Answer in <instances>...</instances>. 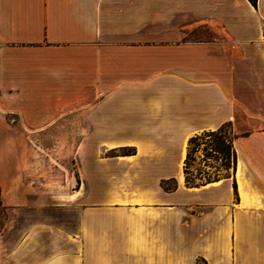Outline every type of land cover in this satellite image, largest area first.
Returning a JSON list of instances; mask_svg holds the SVG:
<instances>
[{
	"label": "crops",
	"instance_id": "crops-1",
	"mask_svg": "<svg viewBox=\"0 0 264 264\" xmlns=\"http://www.w3.org/2000/svg\"><path fill=\"white\" fill-rule=\"evenodd\" d=\"M225 124L233 174L188 185ZM55 127L109 139L69 202L7 194L0 264H264V0H0V135Z\"/></svg>",
	"mask_w": 264,
	"mask_h": 264
},
{
	"label": "rangeland",
	"instance_id": "rangeland-1",
	"mask_svg": "<svg viewBox=\"0 0 264 264\" xmlns=\"http://www.w3.org/2000/svg\"><path fill=\"white\" fill-rule=\"evenodd\" d=\"M62 130L55 127L48 133L37 135H0V175L3 176L0 181V238L10 219L11 205L7 194L13 197L10 200L23 197V192H27L24 201L69 202L72 197L62 196L75 193L82 187L80 156L96 153L100 144L109 139V136L61 133ZM196 136L197 140L191 145V138L189 140L183 165L186 183L199 185L231 176L235 166L233 152L229 148L231 134L228 127L221 133H211L210 130ZM220 147L228 148V152H221ZM133 150L123 147L114 152L102 150L100 153L103 156L130 154ZM189 150L192 151L188 158ZM164 185L165 189L171 190L176 187V181H165Z\"/></svg>",
	"mask_w": 264,
	"mask_h": 264
},
{
	"label": "trees",
	"instance_id": "trees-1",
	"mask_svg": "<svg viewBox=\"0 0 264 264\" xmlns=\"http://www.w3.org/2000/svg\"><path fill=\"white\" fill-rule=\"evenodd\" d=\"M252 3H253V5L254 6H257V3H258V0H250ZM225 127H228V129H229V134H231V139L230 140H228V142H229V148H231V151L233 152L232 154H233V161H234V166H236V152H235V150H234V148H233V135H232V131H231V125L230 124H225V125H223L220 129H218V130H216V131H211V133H221L222 131H223V129L225 128ZM197 138H198V136H195V137H192L191 138V140H190V145L193 143V142H195L196 140H197ZM221 152H228V148H224V147H220V149H219ZM191 151L192 150H189V154H188V158L190 157V155H191ZM164 183H165V181H163V186L166 188V186L164 185ZM235 186V189H236V184L234 185ZM175 188V187H174Z\"/></svg>",
	"mask_w": 264,
	"mask_h": 264
}]
</instances>
